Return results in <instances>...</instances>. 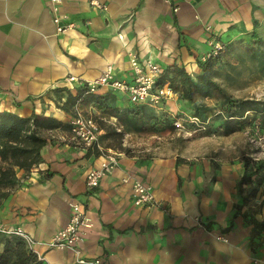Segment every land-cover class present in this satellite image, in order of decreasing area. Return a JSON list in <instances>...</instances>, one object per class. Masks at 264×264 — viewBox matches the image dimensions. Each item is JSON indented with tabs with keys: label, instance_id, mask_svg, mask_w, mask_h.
Segmentation results:
<instances>
[{
	"label": "crops",
	"instance_id": "0c3cea01",
	"mask_svg": "<svg viewBox=\"0 0 264 264\" xmlns=\"http://www.w3.org/2000/svg\"><path fill=\"white\" fill-rule=\"evenodd\" d=\"M99 1L104 10L89 0H60L59 13L71 24L60 33L47 0H0V111L68 125L41 130L48 140L42 161L29 171L15 168L14 184L2 190L0 264H15L10 252L28 248L8 232L15 228L34 239L38 264H80L75 252L47 245L67 224L74 201L85 204L91 223L79 247L84 258L107 264H264V230L250 223L264 220V187L252 200L236 194L242 162L187 161L156 141L168 133L138 129L142 119L129 113L137 105L123 91L101 86L65 106L67 92L58 91L75 95L108 66L116 79L130 82L132 54L162 69L180 64L195 75L212 40L252 56L255 43L264 48V0ZM173 98L165 101L171 112L178 108ZM76 112L96 120L95 145L74 138L70 121ZM112 135L120 136L121 146L112 144ZM111 155L116 163L98 187L88 188L87 172ZM135 181L150 186L149 205L133 203Z\"/></svg>",
	"mask_w": 264,
	"mask_h": 264
},
{
	"label": "rangeland",
	"instance_id": "374dc122",
	"mask_svg": "<svg viewBox=\"0 0 264 264\" xmlns=\"http://www.w3.org/2000/svg\"><path fill=\"white\" fill-rule=\"evenodd\" d=\"M255 44L258 46L255 47L257 50L253 52L251 50L249 54L252 56L249 57H243L241 49L234 47V45L231 49L227 43H224L222 50L215 55L217 58L212 68L213 79L219 84L226 97L232 101L253 100L264 103V48L258 50L262 43ZM206 59L207 57L202 61ZM163 69L161 68V73ZM190 75L196 76L195 74ZM166 85L168 86V83ZM168 88L171 94L155 106L158 110L157 115H164L167 121L164 127L154 131L159 132V134L168 133V136L163 140L157 139L156 141H162L165 147L171 150L181 151L188 157L187 161H210V157H214L218 158L219 161L242 162L241 159L246 157L251 159V165H264V118L258 114L246 112L244 115L248 118L238 120L240 128L233 133L223 135L220 125L227 117V109L230 106L226 98L219 93H214L207 97L195 96L191 101H188L179 92H174L170 87ZM171 97H174L173 102L178 107L176 110L172 109V112L165 109V101ZM231 111L237 112L238 110L233 108ZM193 115H197L200 120L202 119L201 121L207 122L205 130H198L195 125L187 122L183 123V129H177L173 125L177 118ZM112 136L114 146L122 143L120 136ZM140 138L146 139L145 136ZM260 187H264V177H262L255 194L250 196L249 185H241L239 179L236 194L246 201L252 200L256 197ZM215 239L228 242L222 235H215ZM254 244L256 243L252 242V246ZM254 262L261 261L255 257Z\"/></svg>",
	"mask_w": 264,
	"mask_h": 264
},
{
	"label": "trees",
	"instance_id": "16d2710c",
	"mask_svg": "<svg viewBox=\"0 0 264 264\" xmlns=\"http://www.w3.org/2000/svg\"><path fill=\"white\" fill-rule=\"evenodd\" d=\"M216 58L211 56L205 61H199L200 72L195 77L188 74L181 65H168L160 73L157 83L159 85L168 83V87L174 92L182 94L188 101H191L195 96L207 97L214 93L222 95L228 100L230 106L227 109V117L220 125V130L223 135H228L240 128L238 121L240 118H248L244 115L246 112L258 114L264 118V103L253 100L232 101L228 99L219 84L213 79L212 68ZM62 90L67 92L66 101L62 106L67 103L74 104L76 99L92 94L86 92L85 86L76 90L75 95L68 89H58V91ZM233 108L238 111L232 112ZM129 113L140 116L142 121L138 122V129L141 130L157 131L166 123L164 115H157L155 112L147 110L146 105H137ZM66 126H68L66 123L49 116L35 113L30 116H19L9 111H0V197L4 194L2 191L4 188L14 184L15 168L29 171L42 161L40 152L48 140L40 134V131ZM241 160L244 173L240 178V184L249 185V195L253 196L264 177V165H251V159L246 157ZM250 223L256 231L264 230V220L258 221L250 218ZM18 244L20 243L17 242ZM10 253L16 256L15 264H38L36 254L29 248L26 250L17 249L15 253L13 251Z\"/></svg>",
	"mask_w": 264,
	"mask_h": 264
},
{
	"label": "built area",
	"instance_id": "2783aa9c",
	"mask_svg": "<svg viewBox=\"0 0 264 264\" xmlns=\"http://www.w3.org/2000/svg\"><path fill=\"white\" fill-rule=\"evenodd\" d=\"M50 5V11L53 13L52 21L56 30L60 33L70 29L71 24L65 23L63 17L59 13L60 0H47ZM169 2L170 0H164ZM91 7L96 9H105L99 0H89ZM177 10V8H175ZM211 49L207 54V58L215 56L223 48V44L219 41H210ZM130 65L134 78L130 82L116 79L110 66L94 81L84 83L87 93H93L98 87L109 86L113 89L123 91L127 94L129 101L135 105H150L156 106L162 100L166 99L171 94L170 89L166 84L159 85L157 80L161 73V68L158 64L148 59L143 63L139 62L137 57L132 54ZM76 80L74 76L67 79L68 83ZM191 123L198 130H205L207 122L201 121L197 116H186L177 118L173 125L177 129H183V123ZM70 129L77 139L85 146H93L98 142L99 127L96 120L91 116H85L81 112H76L70 121ZM116 163L114 155L108 157L101 167L91 169L86 174V185L90 189L98 187L100 180L105 173L112 168ZM153 194L150 186L143 182L135 181L132 185V199L136 206L149 205L153 201ZM70 216L67 224L59 229L47 244L49 247L60 249H69L76 253L78 263L80 264H107L103 258H84L80 256V244L85 239L87 229L90 228V219L86 212V206L82 202L69 203ZM9 233H14L21 236L28 248L33 251L32 246L35 244L34 239L24 232L21 228L8 230ZM220 239V237H218ZM34 252V251H33Z\"/></svg>",
	"mask_w": 264,
	"mask_h": 264
}]
</instances>
